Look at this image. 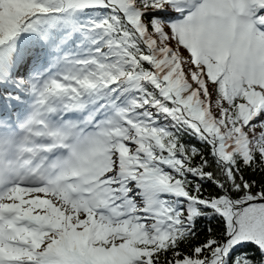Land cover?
Returning <instances> with one entry per match:
<instances>
[{
  "label": "snow or ice",
  "instance_id": "snow-or-ice-1",
  "mask_svg": "<svg viewBox=\"0 0 264 264\" xmlns=\"http://www.w3.org/2000/svg\"><path fill=\"white\" fill-rule=\"evenodd\" d=\"M0 264H264V0H0Z\"/></svg>",
  "mask_w": 264,
  "mask_h": 264
}]
</instances>
